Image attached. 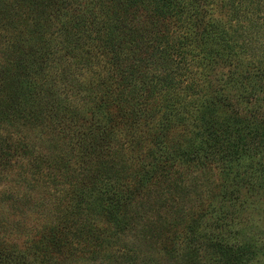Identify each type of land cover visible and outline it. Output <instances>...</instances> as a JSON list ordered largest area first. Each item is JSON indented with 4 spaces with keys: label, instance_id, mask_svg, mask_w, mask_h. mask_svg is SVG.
I'll return each mask as SVG.
<instances>
[{
    "label": "trees",
    "instance_id": "trees-1",
    "mask_svg": "<svg viewBox=\"0 0 264 264\" xmlns=\"http://www.w3.org/2000/svg\"><path fill=\"white\" fill-rule=\"evenodd\" d=\"M13 168L61 191L0 264H150L113 250L130 231L174 264H264L227 230L264 194V0H0V181ZM141 197L170 212L159 236Z\"/></svg>",
    "mask_w": 264,
    "mask_h": 264
},
{
    "label": "rangeland",
    "instance_id": "rangeland-1",
    "mask_svg": "<svg viewBox=\"0 0 264 264\" xmlns=\"http://www.w3.org/2000/svg\"><path fill=\"white\" fill-rule=\"evenodd\" d=\"M17 135L19 134L17 133ZM16 170L17 168L8 170L7 176L0 181V217L3 218L4 224L2 225L5 226V230L0 228V237L4 235L8 239L21 243L26 239L27 234L34 235L37 233L43 223L54 215L51 205L56 202L58 193L61 191V185L55 183L48 186L45 184V186L38 185L30 188L31 186L28 187L24 184L26 182H22L23 187H20L16 184ZM22 191L27 192L29 197L24 200L21 199L23 198ZM8 194L13 196L14 202L10 200L11 198L7 199L6 195ZM244 197L248 200L247 203L241 207L239 215L233 217V220L231 219V222L235 223L232 229L229 228L227 230L229 233L233 231L242 232V230L245 232L246 230L247 233L249 232L248 235L255 234L257 239L262 241L264 240V194L246 193ZM141 201L145 209L148 205L151 206L149 211L151 218L149 220L152 221V226H156L155 232L159 236L157 230L161 226V221L158 219H162L165 214L169 215L170 212L166 207L159 208L160 200L153 201L152 199L141 197ZM183 204L189 205L190 203L187 201L183 202ZM147 217H141L139 221L146 223ZM17 229L19 230L17 231ZM138 234L140 233L135 231L122 234L119 240L114 241L113 250L119 253L126 250L132 252V249L137 248L139 252L138 261L146 260L150 264H174L175 261H178L176 258L168 260L167 257L165 258L164 253L153 250L150 247V243L144 242L141 236H139L140 239L138 238ZM232 235L235 234L232 233ZM174 246L178 251H184L186 248V245H183L181 241L173 244V248ZM93 264H99V262Z\"/></svg>",
    "mask_w": 264,
    "mask_h": 264
}]
</instances>
